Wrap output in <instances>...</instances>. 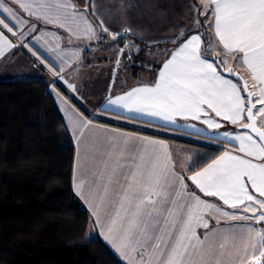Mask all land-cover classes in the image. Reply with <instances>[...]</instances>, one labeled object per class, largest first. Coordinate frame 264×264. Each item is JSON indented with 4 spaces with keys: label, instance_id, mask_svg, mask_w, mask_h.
I'll return each instance as SVG.
<instances>
[{
    "label": "snow or ice",
    "instance_id": "snow-or-ice-1",
    "mask_svg": "<svg viewBox=\"0 0 264 264\" xmlns=\"http://www.w3.org/2000/svg\"><path fill=\"white\" fill-rule=\"evenodd\" d=\"M11 3L23 15L0 0V58L5 49L25 48L51 73V91L77 143L74 192L88 205L93 227L126 264H264V0H200L202 7H192L205 21L195 19L192 29L181 28L170 39L175 46L155 82L107 98L106 111L147 116L162 127L183 120L197 134L213 130L207 139L221 144L220 155L179 171L163 141L98 130L55 87L61 81L78 96L67 70L75 75L72 65L82 64L83 57L74 49L70 61L59 33L47 26L77 39L107 41L109 50L132 29H111L94 0H85L83 8L74 0ZM205 22L215 45L200 31ZM133 47L115 48L117 65ZM241 67L248 78L240 75ZM225 122L235 128L219 131ZM97 131L103 135L86 136ZM245 221L254 224L236 223Z\"/></svg>",
    "mask_w": 264,
    "mask_h": 264
},
{
    "label": "trees",
    "instance_id": "trees-1",
    "mask_svg": "<svg viewBox=\"0 0 264 264\" xmlns=\"http://www.w3.org/2000/svg\"><path fill=\"white\" fill-rule=\"evenodd\" d=\"M51 81H0V264H126L101 237L86 238L91 216L73 189L75 145ZM55 87L90 118L63 86ZM108 114L149 129L90 119L183 145L189 163L205 165L223 150L205 135Z\"/></svg>",
    "mask_w": 264,
    "mask_h": 264
},
{
    "label": "crops",
    "instance_id": "crops-1",
    "mask_svg": "<svg viewBox=\"0 0 264 264\" xmlns=\"http://www.w3.org/2000/svg\"><path fill=\"white\" fill-rule=\"evenodd\" d=\"M6 2H8L15 11L20 12L17 5L15 3H11V0H6ZM74 3H76L78 6L83 8L85 0H74ZM94 4L97 13L104 18L105 22L109 25L111 29L120 30L126 27H130L132 29V32L127 35L126 39L121 40V42L118 45H116L115 48L123 47L125 44L128 43L135 45L137 48L144 47L146 45L157 44V43H166L169 42L173 36L177 35L181 28L185 29L186 31L188 29H192L193 22L195 19L199 18L202 22L205 21V18L201 16L195 10L194 7H192V5H195L196 7H202L200 0H94ZM20 14L23 15L22 12H20ZM47 27L51 29L52 32L59 33L61 46L66 52L69 53L68 59L70 61H71L70 53L72 50L76 49L82 52V57H83L82 64L73 63L72 67H78L83 65L92 67L93 63L91 61V56H90L91 50L108 49L107 41L104 44H98L95 40L88 41L85 39H77L75 36L70 37L69 34L64 30L54 28L51 25ZM204 27L205 30L202 28L200 29V31L203 32L205 35L207 34V36L212 40L213 45H215L216 43L215 37L209 30L207 22L204 23ZM136 39H138L139 42L136 41ZM49 40L53 41V38L49 37ZM174 46L175 45L171 47L156 46L154 48L149 47L148 49H146L149 52L156 51L157 49L161 51H165V55L159 56L160 57L159 60L143 59V58L137 59L135 61L129 60V55L131 56V58L132 57H134V59L137 58L138 51L136 50L137 48L134 47L131 49L133 53L130 52L131 54L125 55L124 56L125 58L123 57V59L120 60L119 65L116 64V61H113V63L110 64H108L109 61H106L104 63L105 67L114 69V72L117 70L118 73L113 78L112 77L113 72L107 71L106 76L109 79L104 80V78H101L99 87L86 89V94H90L91 97H93L94 95L99 96L98 99L100 100L99 105L92 109L84 107L90 113V118L94 117L98 119H105L109 121H114L115 123H119V124H127L133 127L149 129L147 126L141 125L144 123L123 121L118 116H116V118L110 116V114H108L110 112L128 118L135 117L136 114L123 112L122 110L115 108H111L106 111L105 107H106L107 98L109 96L114 97L116 95L123 94L124 92L132 89L133 87L152 85L157 78L162 62L165 59H167L168 53L171 52ZM33 47L38 49L45 56H47V53H44L43 49H40L38 45L34 44ZM115 48L110 50L112 54L109 55L108 57L117 56ZM95 57L96 54L93 58ZM104 57L107 58V56L105 55L103 56V58ZM209 59H212L211 56H209ZM234 63L235 62H233V64ZM238 71L243 76H245V78H248L247 72L242 67L238 68ZM88 75L89 74H85V77ZM47 77L53 79L51 73L47 70V68L41 66L39 61L34 56H32L31 53L25 48H19L13 50L5 49L3 58H0V81L7 79H30V78L42 79ZM57 83L63 86L60 81H57ZM63 118L65 120L66 125H68L66 118L64 116ZM133 119L147 123H154L159 125L163 124L162 121L153 120L152 118L147 116H139ZM189 123L195 124L197 128H200L202 130L206 129V126L200 124L198 121H191ZM94 124L98 130H104V132H118V133L128 134L131 136L147 137L153 140L163 141L165 144L168 145V148L172 156H173V145L174 144L179 145L180 149L178 150H180L181 158L174 159L176 164V169L179 171L182 167H186L187 164L189 163L188 155H187L188 152L187 147L180 145L178 143H174L171 140L151 137L135 131H130L123 128L102 124L96 121H94ZM184 124L185 121L178 120V123L176 125H171L168 127L196 133L191 128L185 129ZM233 128H235V126L225 122V127L220 129L219 131L232 130ZM68 129L72 135V139L75 145V162H76V155L78 151L77 143L69 127ZM201 135H205L209 137L213 135V130H204ZM86 136H89V133H86ZM96 136H101V135L96 134ZM183 147L185 149H183ZM79 151H80L81 161L83 162V158L85 154L84 143H81ZM220 153L218 155H220ZM181 159H182V164H181ZM75 162H74V167H75ZM210 162L211 160L208 163ZM73 181H74V168H73ZM188 183L190 187H194L191 186V182ZM205 199L214 201L218 204L221 203L218 200H216V198L209 197ZM80 200L83 206L89 211L91 215V211L88 205L81 198ZM236 223L254 224V221H245V222H236ZM213 226H214V222H213ZM256 227L259 228L261 227V225H256ZM198 231L200 232L201 235L203 234V229H199ZM102 239L104 240V238ZM106 243L109 245L108 242ZM114 252L118 255L119 258H121L124 261V259L120 257L115 250Z\"/></svg>",
    "mask_w": 264,
    "mask_h": 264
},
{
    "label": "rangeland",
    "instance_id": "rangeland-1",
    "mask_svg": "<svg viewBox=\"0 0 264 264\" xmlns=\"http://www.w3.org/2000/svg\"><path fill=\"white\" fill-rule=\"evenodd\" d=\"M138 48L140 49V51L137 52V58L138 59H142L143 58V59H152V60H157L158 59L159 60L160 59L159 56L165 55V51H161L159 49H157L156 51H150L149 52L147 50H143L142 49L143 47H138ZM131 49L125 55L133 53L131 51ZM95 54H96V57L93 58L95 56ZM111 54L112 53H111V51L109 49H104V50L103 49H99V50L93 49V50H91V55H90L91 56V61L93 63L92 67H89L87 65L75 67V68H78V71H77V73L75 75L72 74V68L67 70L68 78L70 79L71 82H73V83H75L77 85L78 96L77 95H72L69 92V90H67L66 85L63 84L60 81L62 83V85L64 86L65 90L74 99H76L78 101V103H80L83 107L92 109V108L98 106L99 102H100V100L98 99L99 96L94 95L93 97H91L90 94H86V89L87 88L99 87L101 78H104V80L109 79L106 76V72L107 71H112L113 72V73L111 72L113 78L118 73L117 70L114 72V69L107 68L104 65V63L106 61H109L108 64H110V63H113V61L117 60V58H118L117 56L108 57ZM104 55L107 56V58H105V57L103 58ZM123 57H119V59L121 60V59H123ZM129 60H131V61L134 60L135 61L137 59H134V57H132ZM85 74H89V75L85 77ZM52 87H53L52 85L49 87L50 91H51ZM51 94L53 95L54 99L57 101L58 107L60 108L59 110L61 111L62 115L65 117L64 112L61 110V108L63 106L59 104V97L55 96V94L52 91H51ZM79 97H82V99L79 98ZM96 134L103 135V133H101L100 131H97L95 133H89V136H96ZM70 135H71V133H70ZM71 137H72V135H71ZM179 147H180L179 145H175V144L173 145V158L174 159H180L181 158L180 150H178V149H180ZM183 149H185V148L183 147ZM181 164H182V159H181ZM98 236L102 237V235L100 234L99 229L93 227V221H92V218H91V222H90L88 230H87L86 238L87 239H92V238H96Z\"/></svg>",
    "mask_w": 264,
    "mask_h": 264
},
{
    "label": "water",
    "instance_id": "water-1",
    "mask_svg": "<svg viewBox=\"0 0 264 264\" xmlns=\"http://www.w3.org/2000/svg\"><path fill=\"white\" fill-rule=\"evenodd\" d=\"M240 73V72H239ZM227 75V74H226ZM240 75H242L241 73H240ZM234 79H235V77H233Z\"/></svg>",
    "mask_w": 264,
    "mask_h": 264
}]
</instances>
